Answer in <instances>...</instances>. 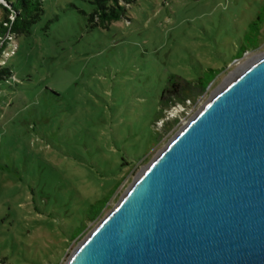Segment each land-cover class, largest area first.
Listing matches in <instances>:
<instances>
[{"label": "rangeland", "instance_id": "374dc122", "mask_svg": "<svg viewBox=\"0 0 264 264\" xmlns=\"http://www.w3.org/2000/svg\"><path fill=\"white\" fill-rule=\"evenodd\" d=\"M41 1L0 59L16 78L0 91L4 264H67L168 142L264 55L263 23L258 47L233 59L264 0H137L105 29L89 24L90 0ZM208 69L219 74L206 91L159 109L170 78ZM91 206L103 208L89 221Z\"/></svg>", "mask_w": 264, "mask_h": 264}, {"label": "water", "instance_id": "95a60500", "mask_svg": "<svg viewBox=\"0 0 264 264\" xmlns=\"http://www.w3.org/2000/svg\"><path fill=\"white\" fill-rule=\"evenodd\" d=\"M67 264H264V55L168 142Z\"/></svg>", "mask_w": 264, "mask_h": 264}, {"label": "trees", "instance_id": "16d2710c", "mask_svg": "<svg viewBox=\"0 0 264 264\" xmlns=\"http://www.w3.org/2000/svg\"><path fill=\"white\" fill-rule=\"evenodd\" d=\"M2 1L4 4H0V9L4 12L5 16L0 22V59L11 38L17 35L30 34L32 27L43 15L41 0ZM136 1L137 0H90L93 9L87 17L88 22L92 27L105 29L111 23L125 18L127 8ZM263 23L264 9L256 19L249 24L246 33V45L239 48L238 54L233 58L234 60L240 59L245 52L254 50L258 47L261 41V26ZM218 74L219 70L208 69L193 82H186L179 78H170L166 88L161 93L159 109H161L160 104L165 99V96L189 97V93L193 90H199L201 92L206 91ZM8 83L16 85V78L10 68L2 66L0 67V91L2 90V85L10 87ZM158 113L160 112L158 111ZM106 202L107 201L104 202V205ZM102 208L97 210L94 206H91L88 220H95L101 213Z\"/></svg>", "mask_w": 264, "mask_h": 264}, {"label": "bare ground", "instance_id": "6f19581e", "mask_svg": "<svg viewBox=\"0 0 264 264\" xmlns=\"http://www.w3.org/2000/svg\"><path fill=\"white\" fill-rule=\"evenodd\" d=\"M255 60H256V59H255ZM255 60H253V61H255ZM253 61H252V62H253ZM252 62H250V63H252ZM250 63H249V64H250ZM247 65H248V64H247ZM247 65H246V66H247Z\"/></svg>", "mask_w": 264, "mask_h": 264}, {"label": "crops", "instance_id": "0c3cea01", "mask_svg": "<svg viewBox=\"0 0 264 264\" xmlns=\"http://www.w3.org/2000/svg\"><path fill=\"white\" fill-rule=\"evenodd\" d=\"M0 264H4V263H1V262H0Z\"/></svg>", "mask_w": 264, "mask_h": 264}]
</instances>
